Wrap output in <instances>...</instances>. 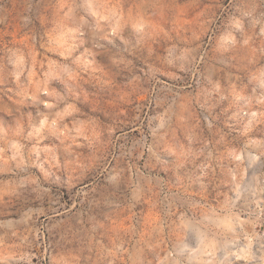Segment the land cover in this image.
Returning <instances> with one entry per match:
<instances>
[{
	"label": "rangeland",
	"instance_id": "374dc122",
	"mask_svg": "<svg viewBox=\"0 0 264 264\" xmlns=\"http://www.w3.org/2000/svg\"><path fill=\"white\" fill-rule=\"evenodd\" d=\"M0 264H264V0H0Z\"/></svg>",
	"mask_w": 264,
	"mask_h": 264
}]
</instances>
